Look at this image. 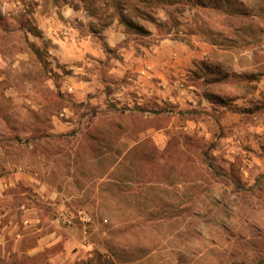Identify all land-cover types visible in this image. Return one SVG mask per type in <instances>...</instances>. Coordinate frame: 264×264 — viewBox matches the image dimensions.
Returning a JSON list of instances; mask_svg holds the SVG:
<instances>
[{
	"label": "rangeland",
	"instance_id": "obj_1",
	"mask_svg": "<svg viewBox=\"0 0 264 264\" xmlns=\"http://www.w3.org/2000/svg\"><path fill=\"white\" fill-rule=\"evenodd\" d=\"M106 1L117 12L105 7L100 25L121 13L145 28L125 24L137 44L147 22L205 43L183 81L203 99L183 110L130 107L107 89L79 99L78 73L37 27V10L60 0H0L4 221L36 214L42 230L67 231L72 252L88 247L71 264H264V0Z\"/></svg>",
	"mask_w": 264,
	"mask_h": 264
},
{
	"label": "crops",
	"instance_id": "obj_2",
	"mask_svg": "<svg viewBox=\"0 0 264 264\" xmlns=\"http://www.w3.org/2000/svg\"><path fill=\"white\" fill-rule=\"evenodd\" d=\"M105 7L117 12L115 3L106 0H60L49 13L37 10V27L46 35L51 55L68 63L79 75V99L87 101V95L95 91L98 94L93 101L102 102L107 89L130 107L143 104L161 108L167 104L183 110L197 106L196 100L203 99L198 95L200 89L183 81L197 68L199 59H208L205 43L197 42L200 49L192 47L193 37L187 43L173 37V31L162 37L156 25L147 22V45L137 44L127 38L118 13L110 23L100 25ZM23 222H29L27 230ZM38 222L36 214L19 222H5L0 213V264L24 253L31 261L13 264H71V257L80 259L88 253L86 246L72 252V237L67 231L42 230Z\"/></svg>",
	"mask_w": 264,
	"mask_h": 264
},
{
	"label": "trees",
	"instance_id": "obj_3",
	"mask_svg": "<svg viewBox=\"0 0 264 264\" xmlns=\"http://www.w3.org/2000/svg\"><path fill=\"white\" fill-rule=\"evenodd\" d=\"M142 1L143 2H147L149 0H142ZM197 1L199 2L198 4H201V0H197ZM135 10L138 12V9L137 8ZM119 16H120L121 20L124 22V24H126L127 26H132L136 30H138V31H140L142 33L146 31L145 28H143V26H137V25L131 23L129 20L124 19L123 15L121 13H119ZM146 17H147V15H146Z\"/></svg>",
	"mask_w": 264,
	"mask_h": 264
},
{
	"label": "built area",
	"instance_id": "obj_4",
	"mask_svg": "<svg viewBox=\"0 0 264 264\" xmlns=\"http://www.w3.org/2000/svg\"><path fill=\"white\" fill-rule=\"evenodd\" d=\"M71 89H72L71 87L68 88L69 91H71Z\"/></svg>",
	"mask_w": 264,
	"mask_h": 264
}]
</instances>
